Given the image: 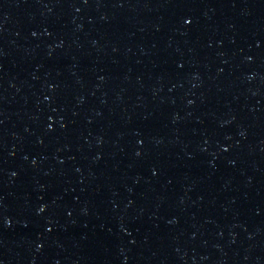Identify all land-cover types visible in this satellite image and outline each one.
Here are the masks:
<instances>
[{
  "label": "water",
  "instance_id": "obj_1",
  "mask_svg": "<svg viewBox=\"0 0 264 264\" xmlns=\"http://www.w3.org/2000/svg\"><path fill=\"white\" fill-rule=\"evenodd\" d=\"M0 264H264V0H0Z\"/></svg>",
  "mask_w": 264,
  "mask_h": 264
}]
</instances>
